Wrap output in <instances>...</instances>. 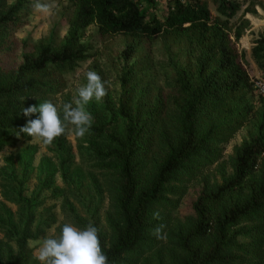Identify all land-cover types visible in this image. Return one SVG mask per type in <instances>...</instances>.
I'll return each mask as SVG.
<instances>
[{
  "label": "trees",
  "instance_id": "trees-1",
  "mask_svg": "<svg viewBox=\"0 0 264 264\" xmlns=\"http://www.w3.org/2000/svg\"><path fill=\"white\" fill-rule=\"evenodd\" d=\"M143 1L67 0L54 8L67 32L60 36L55 25L47 38L32 41L16 33L36 1L0 0V152L30 140L54 112L67 76L94 55L90 26L104 40L127 37L119 57L135 59L119 76L123 129L89 125L105 141L95 155L115 163L106 180L110 210L102 221L64 206L63 220L83 240L62 221L46 254L68 243L82 249L81 259L64 252L71 264H264V88L238 47L256 4L212 0L214 15L210 0ZM158 1L165 6L160 15L151 10ZM145 41L163 43L169 86L141 87L139 77L151 66L146 55L136 58ZM251 57L264 79V30L252 40ZM39 100L42 110L32 106ZM248 124L227 166L225 147ZM55 144L64 165L74 162L63 133ZM193 184L199 190L191 213L180 219L175 213ZM51 222L34 227L30 215L15 238L17 251L7 231L0 264H38L28 244L46 237Z\"/></svg>",
  "mask_w": 264,
  "mask_h": 264
},
{
  "label": "rangeland",
  "instance_id": "rangeland-1",
  "mask_svg": "<svg viewBox=\"0 0 264 264\" xmlns=\"http://www.w3.org/2000/svg\"><path fill=\"white\" fill-rule=\"evenodd\" d=\"M35 1L36 6L27 17V25L17 31V36L32 41L45 39L55 25L59 35L63 36L67 32V21L61 20L54 8L59 3L66 4L67 0ZM209 2L214 15H218L212 0ZM254 2L257 14L246 15L251 20V27L239 40L238 47L245 52L251 76L259 87L264 88L262 74L251 57L252 40L264 30V0ZM143 4L147 6L144 1ZM151 10L162 14L165 11L164 3L158 1L157 8ZM240 14L232 23L237 21ZM86 36L93 44L91 53L94 55L67 76V89L54 101V112L40 122L30 140L20 139L16 146L0 152V238L7 241L9 238L5 233L11 231L14 241L9 242V245L17 251L15 238L30 215L35 217L34 227L42 221L56 219V222H51L46 237L28 244L38 264H71L67 258L64 259V252L79 259L82 257V249L68 243L57 249L51 258L46 254L48 241L56 237V230L62 221L70 225L80 241L83 240L69 219L63 220L64 206L71 208L75 216L89 219L100 217L102 221L110 210L106 180L113 171L110 166L115 163L100 160L95 155L96 146H102L105 141L94 137L89 125L100 122L107 124L109 129H123L124 120L116 112L123 93L119 76L135 59L126 63L119 57L127 43L125 36L104 40L96 26H90ZM142 54L147 56L151 66L139 77L141 87L148 84L158 89L169 86L167 78L172 77L173 71L163 43L145 41L136 58ZM32 106L42 110L45 103L39 100L33 102ZM250 127V124L246 125L225 147L224 161L227 166L234 147L243 141ZM60 133L64 134V140L74 156V162L67 165L62 163L63 156L55 144ZM198 190L194 184L189 188L175 213L176 217L181 219L191 213Z\"/></svg>",
  "mask_w": 264,
  "mask_h": 264
}]
</instances>
